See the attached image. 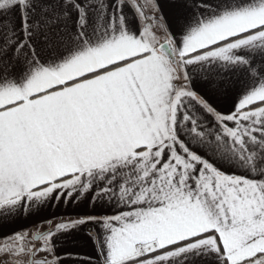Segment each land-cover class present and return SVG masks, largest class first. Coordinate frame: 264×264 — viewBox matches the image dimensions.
Instances as JSON below:
<instances>
[{
	"label": "snow or ice",
	"instance_id": "obj_1",
	"mask_svg": "<svg viewBox=\"0 0 264 264\" xmlns=\"http://www.w3.org/2000/svg\"><path fill=\"white\" fill-rule=\"evenodd\" d=\"M85 229L94 264H264V0H0V264Z\"/></svg>",
	"mask_w": 264,
	"mask_h": 264
},
{
	"label": "crops",
	"instance_id": "obj_2",
	"mask_svg": "<svg viewBox=\"0 0 264 264\" xmlns=\"http://www.w3.org/2000/svg\"><path fill=\"white\" fill-rule=\"evenodd\" d=\"M141 3H144V0H140ZM95 18L92 16V14L89 15V25L90 27L95 24ZM60 36H64L63 33L60 34ZM59 36L55 32L52 33V40L57 41L59 40ZM162 38V37H161ZM194 87L197 85L201 84L202 82L195 80L194 82ZM237 94H234L232 99L234 100ZM212 99H217L216 97H212ZM225 167H228L231 169L230 165H225ZM234 170V169H231ZM89 212L92 210L89 208L87 209ZM56 209L49 208L48 212H55ZM60 211L66 212L67 209L61 207ZM103 211L105 213H108L111 211L110 206H106ZM34 217H20L17 222H16V227H22V226H27L29 227L30 231H35L29 224L30 219H33ZM86 229L82 232H78L74 234L71 237H68L67 239L62 240V246L68 250L76 253V255L79 257L78 259L74 261H70L69 264H94V258H95V246L93 245L91 241V237L86 235ZM3 243V240H0V244ZM89 258H92L90 261Z\"/></svg>",
	"mask_w": 264,
	"mask_h": 264
}]
</instances>
